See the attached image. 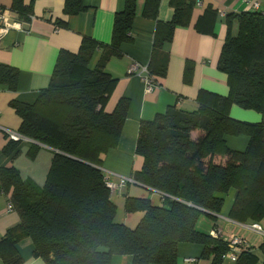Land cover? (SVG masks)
Returning a JSON list of instances; mask_svg holds the SVG:
<instances>
[{
	"label": "trees",
	"instance_id": "16d2710c",
	"mask_svg": "<svg viewBox=\"0 0 264 264\" xmlns=\"http://www.w3.org/2000/svg\"><path fill=\"white\" fill-rule=\"evenodd\" d=\"M159 2L145 0L142 15L155 20ZM196 2L173 0L166 40L175 25L187 24ZM134 6L135 0H126L117 14L109 47L84 39L76 53L61 50L49 85L35 101L13 104L21 118L17 132L54 152L42 185L23 179L14 166L0 168V190L20 217L0 241L5 264L22 263L16 244L23 238L32 241L34 255L46 264H109L115 255L131 256L132 264H176L180 243L200 244L201 256L210 257V264H227V242L197 229L201 215L214 218L212 214L222 209L223 195L234 189L230 218L246 222L264 216V122L246 124L229 115L233 105L264 115V13L256 10L228 16L217 65L228 78L226 96L200 91L197 110L169 108L140 123L135 153L142 166L132 179L158 191L162 202L154 205L128 197L126 212L141 211L143 216L134 228L116 221L117 208L100 164L101 156L118 143L129 101L121 98L112 112H105L115 79L104 70V62L127 37ZM83 8L80 0H66L67 14ZM10 10L31 18L19 0ZM214 14L208 7L196 24L198 30L209 32L212 25L204 26V19L212 21ZM231 19L237 21L235 35ZM159 42L156 36L154 50ZM97 49H102L101 57L91 66ZM148 72L156 75L149 67ZM17 80L18 70L0 63V87L15 91ZM228 135L247 136L245 148L230 149ZM21 144L8 138L2 153L13 159ZM36 151L31 144L30 155ZM259 249L264 255V244ZM250 253L233 264H253Z\"/></svg>",
	"mask_w": 264,
	"mask_h": 264
},
{
	"label": "crops",
	"instance_id": "0c3cea01",
	"mask_svg": "<svg viewBox=\"0 0 264 264\" xmlns=\"http://www.w3.org/2000/svg\"><path fill=\"white\" fill-rule=\"evenodd\" d=\"M84 7L76 14L65 12L66 0H19L20 6L31 13L28 20L12 12L14 0H0V7L6 9L11 23L18 26L0 31V63L18 70L15 91L0 87V168L14 166L23 179H30L41 185L52 158L54 149L34 142L22 141L20 152L11 159L2 153L8 137L4 129L18 131L21 118L14 103H32L40 90L46 88L61 50L78 52L84 39H93L109 47L113 42L115 18L125 8L126 0H80ZM190 11L187 24L173 27L171 39L166 40L171 31L169 23L174 14L173 0H160L156 19L142 15L145 0H135V14L127 37L116 45V52L104 62L115 84L105 105L110 113L121 98L129 101V108L120 138L114 148L101 156L100 169L104 176L117 183L121 177L132 178L142 166V158L135 153L138 129L142 121H150L169 108L195 111L198 108L197 97L200 91L226 96L229 91L227 75L217 65L228 30V16L240 12L260 11L264 13V0H198ZM259 8L254 9L253 4ZM215 11L213 20L204 19V26H211L208 32L196 27L207 10ZM211 16V15H210ZM211 22V23H210ZM210 23V24H209ZM209 24V25H208ZM236 19L230 20V31L237 33ZM156 36L160 46L154 50ZM164 38V39H163ZM102 49H97L91 59V66L99 61ZM133 62L150 68L154 73L155 86L146 92L145 84L138 74L128 72ZM189 71L186 74V69ZM164 70V73H162ZM232 119L246 123L264 122V115L236 105L231 106ZM226 144L232 150H243L247 144L245 135H228ZM31 144L37 146L34 156L30 155ZM42 179V180H41ZM44 181V180H43ZM128 197L148 199L154 205L161 204V194L140 183H127L119 192L110 195L116 205V221L134 228L143 216V212H126ZM235 197L231 189L223 195L224 203L214 218L198 221L197 229L211 233L218 228L224 238L231 234L245 237L251 245L253 264H264L259 246L264 244V216L259 220L236 221L228 216ZM8 195L0 190V241L6 233L20 222L16 210H7ZM211 215V214H210ZM257 224L261 233L252 229ZM16 250L22 258L21 264H46L34 255V247L29 238H23L16 244ZM203 247L195 243H180L177 249L176 264H210V257H202ZM0 264H5L0 257ZM109 264H132L128 255L113 256Z\"/></svg>",
	"mask_w": 264,
	"mask_h": 264
},
{
	"label": "built area",
	"instance_id": "2783aa9c",
	"mask_svg": "<svg viewBox=\"0 0 264 264\" xmlns=\"http://www.w3.org/2000/svg\"><path fill=\"white\" fill-rule=\"evenodd\" d=\"M244 1L249 2L250 0H244ZM196 3L201 4V2L198 0ZM253 8L258 9L259 4L254 3ZM16 26H18V24L11 23L9 21V19L7 17L6 9L0 7V31H1V33L2 32L4 33L9 28H13ZM128 72L131 74H138L141 77L142 81L145 84L146 92H150L153 89V87L155 86L154 76L148 72L147 67L140 66L138 63L133 62L129 65ZM4 132L6 133V135L9 139H12L15 141H31L30 139H27V138L23 137L22 135H20L17 131L4 129ZM104 180H105V186L110 190V193L119 192L121 190V188L124 187L129 182L130 183L136 182L132 178L121 177L117 183H114V182L109 180V177L106 174L104 176ZM7 210L8 211L13 210L12 205L9 202H8ZM251 227L254 231H256L258 233L262 232L260 227L257 224H254ZM210 234L214 237L220 236V237L224 238L222 236V232L218 228L214 229ZM224 239L227 242L228 250L224 254L223 260L227 264L235 263L238 260V258L241 256V254L252 250L249 241L243 236L231 234ZM193 261H194L193 259H186L185 260V262L187 264H192Z\"/></svg>",
	"mask_w": 264,
	"mask_h": 264
},
{
	"label": "rangeland",
	"instance_id": "374dc122",
	"mask_svg": "<svg viewBox=\"0 0 264 264\" xmlns=\"http://www.w3.org/2000/svg\"><path fill=\"white\" fill-rule=\"evenodd\" d=\"M42 180V179H41ZM43 180L45 181V179L43 178ZM41 181V185L44 183V181ZM202 218H205V219H211V220H213L208 214H206V213H203L202 215H201V217H200V219H199V221L200 220H202Z\"/></svg>",
	"mask_w": 264,
	"mask_h": 264
}]
</instances>
